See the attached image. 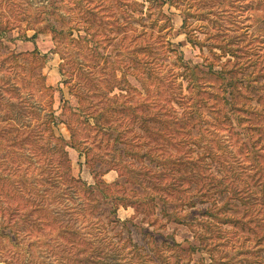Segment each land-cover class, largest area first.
Listing matches in <instances>:
<instances>
[{
	"label": "rangeland",
	"instance_id": "374dc122",
	"mask_svg": "<svg viewBox=\"0 0 264 264\" xmlns=\"http://www.w3.org/2000/svg\"><path fill=\"white\" fill-rule=\"evenodd\" d=\"M31 259L264 264V0H0V264Z\"/></svg>",
	"mask_w": 264,
	"mask_h": 264
},
{
	"label": "trees",
	"instance_id": "16d2710c",
	"mask_svg": "<svg viewBox=\"0 0 264 264\" xmlns=\"http://www.w3.org/2000/svg\"><path fill=\"white\" fill-rule=\"evenodd\" d=\"M44 206H45V205H40L39 207H34V208H33V209H34L33 211L36 212L37 210H39V208H43ZM5 208H6L7 211L13 209L10 205H7ZM39 218H41V217H39ZM38 220L40 221V219H38ZM10 222H11V221L8 220V219L5 221V223L8 224L7 227H9V225H11ZM11 240H12V239H11ZM14 243H16V239H15V238H14ZM71 244H72V242H71ZM36 258H38V257H36ZM29 261L32 262L33 260L31 259V260H29ZM29 261H28V262H29ZM36 263H38V261H37V259H34L33 264H36Z\"/></svg>",
	"mask_w": 264,
	"mask_h": 264
}]
</instances>
